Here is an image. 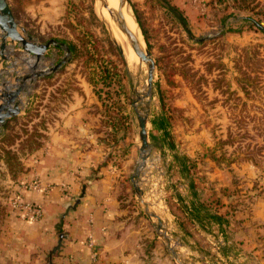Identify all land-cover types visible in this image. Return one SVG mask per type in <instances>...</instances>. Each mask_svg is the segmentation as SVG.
I'll return each mask as SVG.
<instances>
[{
	"label": "rangeland",
	"instance_id": "rangeland-1",
	"mask_svg": "<svg viewBox=\"0 0 264 264\" xmlns=\"http://www.w3.org/2000/svg\"><path fill=\"white\" fill-rule=\"evenodd\" d=\"M6 1L23 38L30 36L36 44L70 43L76 51L67 55L50 47L36 62L19 43L8 40L4 57L0 54V89L14 91L17 78H32L18 96L19 114L0 126V242L10 219L27 223L13 201L37 191L29 186L37 183V166L48 153L51 133L63 134L59 124L65 113L82 108L95 123L84 132L83 145L102 153L87 180L97 179L98 172L111 174L122 217L133 216L136 225L144 222L143 230L154 236L151 247L158 242L177 264L131 182L139 162L137 108L148 117L150 151L136 177L144 202L160 217L172 249L185 264H217L209 254L198 261L185 249L191 234L178 196H187L192 184L189 196L235 226L254 199L264 196V0H127L123 16L140 30L144 49L155 62L150 96L143 90L147 70L128 69L121 46L100 16V0ZM166 3L186 19L192 37ZM63 59L67 62L52 72ZM40 72L44 74L37 77ZM63 185L41 186L44 192L60 188L65 212L55 228L57 242L66 237L64 219L70 210L65 205L75 206L89 182H81L77 191ZM201 225L211 233L206 223ZM226 230L224 236L234 239ZM234 253L249 260L238 249ZM45 261L49 264V254Z\"/></svg>",
	"mask_w": 264,
	"mask_h": 264
},
{
	"label": "crops",
	"instance_id": "crops-1",
	"mask_svg": "<svg viewBox=\"0 0 264 264\" xmlns=\"http://www.w3.org/2000/svg\"><path fill=\"white\" fill-rule=\"evenodd\" d=\"M87 118L89 116L82 108L65 113L59 124L64 133H51L53 137L50 138L48 153L37 166L36 179L41 186L71 184L70 188L77 191L81 182H89L80 204L64 219L66 237L52 264H173L158 242H155V248L151 247L154 236L143 230L144 222L136 225L133 216L122 217L124 210L116 202L111 174L98 172L97 179L87 180L92 173L91 168L102 159L101 149H88L83 145L86 139L84 132L95 126ZM78 136L81 140L76 141ZM189 189L185 190L187 196H178L182 198L180 210L186 221V230L189 229L191 234V241L185 245L189 255L201 261L209 254L217 264H240L238 261L243 262L244 258L239 260L236 257L234 250L238 249L246 256L245 259H249L244 264H264V196L254 199L249 213H242L239 226L228 224L223 217L225 223L219 226L205 218V215L218 214L198 204L189 196ZM33 192L28 193L23 201L40 205L42 216L37 222L9 220L7 234L0 242V264H48L45 258L57 244L55 228L59 215L65 210L59 187L49 192ZM195 215L203 220L197 221ZM201 223H206L210 234L205 233ZM226 229L234 233V239L224 236ZM187 238H190L188 234ZM194 242L202 245H194L193 248L191 244Z\"/></svg>",
	"mask_w": 264,
	"mask_h": 264
},
{
	"label": "water",
	"instance_id": "water-1",
	"mask_svg": "<svg viewBox=\"0 0 264 264\" xmlns=\"http://www.w3.org/2000/svg\"><path fill=\"white\" fill-rule=\"evenodd\" d=\"M124 7L129 10L128 1L120 0V8L117 13V23L119 24V27L121 28L122 32L128 37L131 47L134 50L135 54L139 57V59L142 62H144L147 65V95L150 96L151 89H152V82H153V73L155 70V62L151 58L150 54L145 49L141 48L139 41L137 40V37L129 31L126 24L124 23L122 15H121V9ZM131 16L134 22L136 23L134 16L132 14ZM0 32H1V37H0L1 57H4L3 53L5 51L6 42L8 40L13 43H19L22 49L27 54L33 55L36 58V62L40 61L43 58V55L50 47L61 48L62 50L66 52L67 55L71 53L69 48L66 45H64L63 43L57 42L55 40H50L44 44H36V43L31 42L32 38L30 36H26L27 39L23 38L19 32V26L17 25L13 17L12 11L6 0H0ZM66 62H67V59H63L55 67H53L51 71L52 72L56 71ZM43 74L44 73L42 72L37 73V77ZM29 77H30L29 75H25L22 78H17L16 81L19 83V87H17V89L14 91L5 92L3 96H1V99L3 100L4 98V100L2 104L0 105V126L3 125L8 119H11L12 117H15L19 114L20 112L19 106L21 103H20V100L18 99V96L21 90L23 89L24 82L27 79H29L30 82H32V78H29ZM135 113L137 115V122H138V129H139L138 138L140 142V147H139L138 159L140 163L138 162L136 170H135V174L131 177L133 189L137 196L139 204L142 206L144 210V214L149 218H154L157 220L156 228L158 231V236L162 238V240L165 242L167 249L173 255L176 263L185 264L184 261L178 256L177 252H175L172 249L171 241L166 236L167 233H166L165 228L163 227L160 217L156 215L154 212H152L149 209V206L144 202L143 191L138 186V182L136 180V177L139 175L140 170L144 167V164L147 159V155L150 150H149L148 132H147V123H148L147 111L144 110L143 113H139L137 108H135ZM84 192H85V189L82 190L81 197L75 201V206H71V204H66L65 207L69 208L70 211L75 210L76 207L80 204V199L83 197ZM64 239L65 237L60 236L57 244L50 250L49 264H52V259L54 255L60 250L62 241Z\"/></svg>",
	"mask_w": 264,
	"mask_h": 264
},
{
	"label": "bare ground",
	"instance_id": "bare-ground-1",
	"mask_svg": "<svg viewBox=\"0 0 264 264\" xmlns=\"http://www.w3.org/2000/svg\"><path fill=\"white\" fill-rule=\"evenodd\" d=\"M100 3H102V6L100 8V16L106 22L107 26L111 30L112 35H113L116 43H118L119 46H121L123 56H124L126 63L128 65V69H134V68H136V66H138V68L140 70L142 67H145V69L147 70V65L144 62H142L139 59V57L135 54L134 50L131 47V44L129 42L128 37L122 32L121 28L119 27V24L117 23V13H118L119 8H120V0H100ZM115 10H116V12H114ZM125 10H127L125 7L121 9L122 18L125 17V24H126V26L130 32H132V26H133L134 33L133 32L132 33L137 37V40L139 41L141 48L144 49V45H143L142 39L140 37V31L137 30L135 24L133 23V21L129 15L128 16L131 20V25H130V22L127 21L126 16H123L124 15L123 13H127ZM111 12L115 13V20L113 17L114 15H112ZM115 21H116V24H115ZM32 67H33V65H32ZM34 73L35 72H33V74ZM33 74H31V76ZM146 88H147V83L144 82L143 90L146 91ZM144 91L143 92L141 91L140 93L144 94L145 93ZM0 92H1L0 96H3V94L5 92H10V88L8 86H2L0 89ZM3 100H4V98H3ZM139 163H140V161H139Z\"/></svg>",
	"mask_w": 264,
	"mask_h": 264
},
{
	"label": "trees",
	"instance_id": "trees-1",
	"mask_svg": "<svg viewBox=\"0 0 264 264\" xmlns=\"http://www.w3.org/2000/svg\"><path fill=\"white\" fill-rule=\"evenodd\" d=\"M165 7L166 9H168V11L176 18V20L180 23L181 26H183V28L187 31L189 37H192L188 28H187V22H186V19L182 16V14L174 7V6H171L169 3H166L165 4ZM143 31V30H142ZM143 35H144V38L146 40V34L145 32L143 31ZM147 43V41H146ZM148 44V43H147ZM67 47L69 48L70 52L71 53H74L76 51V47L73 45V44H67ZM158 125L162 128H158ZM153 127L155 128H158L159 130H162L164 129V126L160 125V123L156 124V123H153ZM10 154V153H8ZM181 171L183 172L184 171V167L181 168ZM192 187V184L190 185V188ZM198 214V213H197ZM205 218L208 220V221H211L219 226H223L224 223H225V220L221 217V216H218V215H214V214H209V215H205ZM195 219L197 221H202L203 219L199 218V216H196L195 215Z\"/></svg>",
	"mask_w": 264,
	"mask_h": 264
},
{
	"label": "built area",
	"instance_id": "built-area-1",
	"mask_svg": "<svg viewBox=\"0 0 264 264\" xmlns=\"http://www.w3.org/2000/svg\"><path fill=\"white\" fill-rule=\"evenodd\" d=\"M29 187L34 190H46V188L43 189L38 182H35L33 185L30 184ZM13 207L21 212L23 214L22 218L27 221H36L42 216V207L40 205L22 201V198L19 195L15 197L13 201ZM89 246H92L91 242L89 243Z\"/></svg>",
	"mask_w": 264,
	"mask_h": 264
}]
</instances>
